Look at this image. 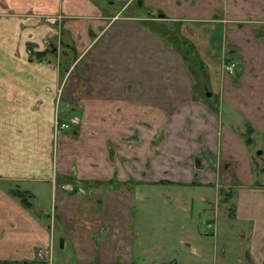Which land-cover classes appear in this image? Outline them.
Masks as SVG:
<instances>
[{"label": "crops", "instance_id": "1", "mask_svg": "<svg viewBox=\"0 0 264 264\" xmlns=\"http://www.w3.org/2000/svg\"><path fill=\"white\" fill-rule=\"evenodd\" d=\"M62 35L65 53L79 56L74 72L47 53L45 39ZM72 119L78 131L55 133L58 120ZM256 134L264 135V0H0V264H36L38 250L50 264L136 263L143 245L130 184L147 179L220 189L226 180L239 193L229 222L255 223L239 264H264Z\"/></svg>", "mask_w": 264, "mask_h": 264}, {"label": "rangeland", "instance_id": "2", "mask_svg": "<svg viewBox=\"0 0 264 264\" xmlns=\"http://www.w3.org/2000/svg\"><path fill=\"white\" fill-rule=\"evenodd\" d=\"M49 24L54 28L56 27L59 33L62 32V26L58 23ZM163 27V32L170 36V40L178 41L179 37L175 36V33L179 31L178 28L174 29L171 25ZM63 37L62 35V39L58 36L46 38L44 42L49 45L47 53L51 56L52 63L71 67V72H74L73 67L79 56L65 53L67 43ZM67 49L70 50L68 47ZM35 57L37 56L35 55ZM45 59L47 57L45 58L43 55L39 56L37 60L43 62L46 61ZM64 108V105L60 106L61 116L63 119H68V116H64ZM74 130L78 131L77 128ZM245 137L247 140L250 139L248 134ZM149 138L146 141L148 144V150L144 154L146 157L154 154V147L158 146L161 139L158 136L152 137V148H150ZM253 139L251 150L258 164L260 182L263 183L264 155L258 156V152L264 151V135L256 134ZM123 162L125 161L123 160ZM153 167V163L147 165L148 175L154 171ZM196 168L198 169L197 164ZM222 180L224 184L221 183V189L218 185L216 187L199 185L197 181L194 185L152 183L148 179L143 182H132L130 186L137 198L134 202L132 201L131 217L133 225H135L133 230L138 233L136 234L137 243L143 245L140 250L141 254H137L134 264H239V253L243 252L246 245H249V238L253 237L254 234L250 235L248 230L253 228L255 223L239 222L236 219H233V223L229 222L232 217L236 218L239 207V203L236 201L239 200V193L236 194L231 191L233 189L225 190L230 185L227 184L226 180ZM231 195H233V199ZM219 196L221 197L220 201H218ZM40 200L44 206L49 209L52 208L53 198L48 196L46 192L42 194ZM261 201L262 198L259 202ZM215 203L216 205L220 204V213H225L226 216H219L218 209L215 210ZM220 221L221 223H219ZM210 225L217 226L218 230L215 234L209 227ZM229 228L233 233H227L226 236L232 239H225L223 230L228 231ZM243 229L245 230L244 238L243 235L237 236V230ZM56 241L54 260H57L60 249V241L57 238ZM159 244L165 245L166 248H158ZM231 245L236 252L230 250ZM224 252L227 255L225 260L220 258ZM41 253V250L37 251V263L43 259L40 256Z\"/></svg>", "mask_w": 264, "mask_h": 264}, {"label": "built area", "instance_id": "3", "mask_svg": "<svg viewBox=\"0 0 264 264\" xmlns=\"http://www.w3.org/2000/svg\"><path fill=\"white\" fill-rule=\"evenodd\" d=\"M225 70L230 75H236L237 70H238V63L237 62H230V63L226 64ZM77 123L78 122L75 121L74 119L67 121V122H63V121L58 120L56 122L55 133L58 134L61 131L70 130V129L74 128L77 125ZM40 256L43 259L39 262V264H50V260L46 254L41 253Z\"/></svg>", "mask_w": 264, "mask_h": 264}, {"label": "flooded vegetation", "instance_id": "4", "mask_svg": "<svg viewBox=\"0 0 264 264\" xmlns=\"http://www.w3.org/2000/svg\"><path fill=\"white\" fill-rule=\"evenodd\" d=\"M248 141H250V139L248 140ZM260 152H262L261 154H260ZM264 155V151H259L258 152V156H263ZM254 161H255V171H256V173H257V175H258V177H259V184H261L262 185V183L260 182V179H261V177H260V173H259V168H258V164H257V161L255 160V158H254ZM201 167L198 165V169H200ZM264 176V175H263ZM263 178V177H262ZM263 183H264V180H263ZM237 186V185H236ZM227 188H225V190H226ZM232 196V195H231ZM229 199V198H228ZM210 228H211V230L213 231V233L215 234V232H217V230H218V228H217V226L216 225H214V226H212V225H210L209 226ZM244 238V237H243ZM248 245H246V247H244V250H243V252H241V253H244V256L246 257V259L245 260H247V257H249V250H247V247Z\"/></svg>", "mask_w": 264, "mask_h": 264}, {"label": "water", "instance_id": "5", "mask_svg": "<svg viewBox=\"0 0 264 264\" xmlns=\"http://www.w3.org/2000/svg\"><path fill=\"white\" fill-rule=\"evenodd\" d=\"M209 96H211V94H209ZM262 152H260L261 154ZM61 247L64 248V240H61Z\"/></svg>", "mask_w": 264, "mask_h": 264}]
</instances>
